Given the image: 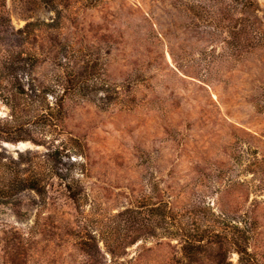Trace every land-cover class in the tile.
<instances>
[{
	"label": "rangeland",
	"instance_id": "rangeland-1",
	"mask_svg": "<svg viewBox=\"0 0 264 264\" xmlns=\"http://www.w3.org/2000/svg\"><path fill=\"white\" fill-rule=\"evenodd\" d=\"M6 3L0 264H264V0Z\"/></svg>",
	"mask_w": 264,
	"mask_h": 264
},
{
	"label": "trees",
	"instance_id": "trees-1",
	"mask_svg": "<svg viewBox=\"0 0 264 264\" xmlns=\"http://www.w3.org/2000/svg\"><path fill=\"white\" fill-rule=\"evenodd\" d=\"M245 7L248 10V12L251 14V19L249 20V28H250V32L254 33L257 30V21L256 19L258 18L257 13L259 12V9L257 8V3L256 0H245ZM255 19V20H254ZM12 22V19L9 15V12L7 10V3L6 0H0V27H5L10 25V23ZM262 42H264V36L261 38ZM252 47V46H251ZM21 57L18 56L17 58L13 59L10 61V64H7L11 69H12V74H14V71H17V69L21 70ZM18 64V66H17ZM20 95H28L26 93V91L24 90L23 87H20V91H19ZM3 134H6L5 131H1L0 130V137H3ZM8 137H6L7 139ZM19 185L21 189H33L36 190L37 192H42V185L40 183V180L36 179V180H29L25 177H21L19 180ZM69 187V186H68ZM69 189L71 190V187H69ZM14 190V189H12ZM11 194V191H10ZM131 212V210H130ZM251 230L249 227H247V225L243 222H235L232 226H229L228 228L224 229L223 231H219V230H214L212 233L215 235V237H226V238H230V240L233 242L234 246L236 247V250L239 253H243L246 250V247L243 246L239 239L237 237H240L241 234H243L242 236H245L247 234H251ZM176 236V235H175ZM201 238V237H200ZM203 240V239H202ZM186 242H189V245H196L197 242H201V239L197 240V239H192V238H188V240Z\"/></svg>",
	"mask_w": 264,
	"mask_h": 264
},
{
	"label": "water",
	"instance_id": "water-1",
	"mask_svg": "<svg viewBox=\"0 0 264 264\" xmlns=\"http://www.w3.org/2000/svg\"><path fill=\"white\" fill-rule=\"evenodd\" d=\"M22 146H23V145L21 144L20 147H18V148H21Z\"/></svg>",
	"mask_w": 264,
	"mask_h": 264
}]
</instances>
